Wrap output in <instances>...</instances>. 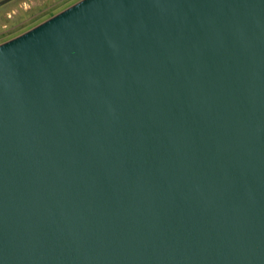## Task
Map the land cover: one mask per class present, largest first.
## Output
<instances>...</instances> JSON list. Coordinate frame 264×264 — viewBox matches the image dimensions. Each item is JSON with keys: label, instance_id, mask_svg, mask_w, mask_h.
<instances>
[{"label": "water", "instance_id": "1", "mask_svg": "<svg viewBox=\"0 0 264 264\" xmlns=\"http://www.w3.org/2000/svg\"><path fill=\"white\" fill-rule=\"evenodd\" d=\"M0 264H264V0H80L1 43Z\"/></svg>", "mask_w": 264, "mask_h": 264}, {"label": "rangeland", "instance_id": "2", "mask_svg": "<svg viewBox=\"0 0 264 264\" xmlns=\"http://www.w3.org/2000/svg\"><path fill=\"white\" fill-rule=\"evenodd\" d=\"M2 1V0H0ZM80 0H11L0 6V44Z\"/></svg>", "mask_w": 264, "mask_h": 264}]
</instances>
